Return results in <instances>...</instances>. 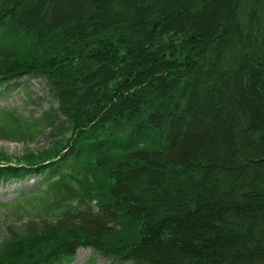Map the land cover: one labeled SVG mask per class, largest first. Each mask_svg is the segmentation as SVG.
<instances>
[{
  "label": "trees",
  "instance_id": "1",
  "mask_svg": "<svg viewBox=\"0 0 264 264\" xmlns=\"http://www.w3.org/2000/svg\"><path fill=\"white\" fill-rule=\"evenodd\" d=\"M22 76L57 100L36 125L69 134L0 163V185L33 183L18 201L53 199L0 264L82 247L110 264H264V0H0V87Z\"/></svg>",
  "mask_w": 264,
  "mask_h": 264
},
{
  "label": "rangeland",
  "instance_id": "2",
  "mask_svg": "<svg viewBox=\"0 0 264 264\" xmlns=\"http://www.w3.org/2000/svg\"><path fill=\"white\" fill-rule=\"evenodd\" d=\"M161 60H164V62L160 63L164 70L174 67L172 58L164 56L158 62ZM141 76L139 74L137 78L142 79L143 77ZM143 85L145 84L143 83ZM56 106V97L50 91L48 81L44 77L22 76L16 82H10L0 87V163L27 162L28 159L26 157L28 155L38 157L40 153H46L55 148V145L60 144L64 137L68 136L69 130L66 129L65 125L60 127L62 129L57 128L56 130L46 126L44 123L36 125L37 120L44 113L50 111V108L52 110L56 109ZM4 109L14 114L24 128L29 126L28 131L32 132H25L27 137L20 138L19 133L2 118L1 112L3 113ZM33 180L36 181V179ZM25 181H14L0 185V248L6 245L4 243L9 242L8 239L13 237V235H20L21 231H24L25 227H27L26 224L32 219L37 221L39 218H46L50 215L47 208L42 205V201H53L51 194H43L40 190L37 193V197L31 201L17 200L22 192H28L32 188L33 183ZM30 203L35 204L32 205ZM49 219L47 218V220ZM52 223L55 222H51V220L46 222L50 226H52ZM70 232L78 233V231H72L71 229ZM53 235L50 234L49 236ZM46 238L48 236L42 234V240L35 243H43L42 241ZM52 239L55 240L57 238H50V240ZM115 242L122 243L119 239L115 240ZM27 244L28 239L12 242V246H14L12 251H18L21 249L20 245L24 248ZM9 245L11 246V242ZM110 260V258L107 259L94 253L90 248L82 247L76 251L68 264H110ZM114 264L131 263L119 261L114 262Z\"/></svg>",
  "mask_w": 264,
  "mask_h": 264
},
{
  "label": "bare ground",
  "instance_id": "3",
  "mask_svg": "<svg viewBox=\"0 0 264 264\" xmlns=\"http://www.w3.org/2000/svg\"><path fill=\"white\" fill-rule=\"evenodd\" d=\"M31 183V182H30Z\"/></svg>",
  "mask_w": 264,
  "mask_h": 264
}]
</instances>
